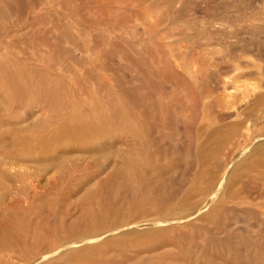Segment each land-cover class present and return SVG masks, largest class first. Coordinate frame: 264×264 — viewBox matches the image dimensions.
Wrapping results in <instances>:
<instances>
[{
    "label": "rangeland",
    "instance_id": "rangeland-1",
    "mask_svg": "<svg viewBox=\"0 0 264 264\" xmlns=\"http://www.w3.org/2000/svg\"><path fill=\"white\" fill-rule=\"evenodd\" d=\"M35 263L264 264V0H0V264Z\"/></svg>",
    "mask_w": 264,
    "mask_h": 264
},
{
    "label": "bare ground",
    "instance_id": "bare-ground-1",
    "mask_svg": "<svg viewBox=\"0 0 264 264\" xmlns=\"http://www.w3.org/2000/svg\"><path fill=\"white\" fill-rule=\"evenodd\" d=\"M47 165V164H46ZM57 253H59V251L57 252ZM50 254V251H45V252H43V253H38V255H40L41 257H43L44 258V260H45V258H47V257H50L51 255H49ZM51 254H52V252H51ZM56 254V253H55ZM53 255V254H52ZM54 256V255H53ZM40 261H42V260H40ZM39 262V261H38ZM34 263V262H33ZM36 264V263H35Z\"/></svg>",
    "mask_w": 264,
    "mask_h": 264
}]
</instances>
